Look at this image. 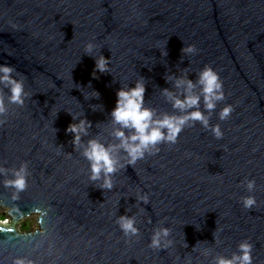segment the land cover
<instances>
[{
	"label": "water",
	"instance_id": "1",
	"mask_svg": "<svg viewBox=\"0 0 264 264\" xmlns=\"http://www.w3.org/2000/svg\"><path fill=\"white\" fill-rule=\"evenodd\" d=\"M89 42L111 72L93 75ZM192 44L197 52L183 54ZM4 63L23 75L28 96L0 114V165L27 163L28 174L23 191L0 175V207L14 218L0 222V264H209L204 249L230 256L245 239L253 264H264V0H0ZM205 65L223 81L225 99L210 118L223 137L196 122L175 144L121 168L113 189L90 181L66 132L77 122L69 112L92 122L90 136L112 142L109 114L122 85L143 77L146 104L171 112L160 91L172 87L165 75L187 71L195 80ZM227 104L234 110L220 120ZM138 191L148 204H136ZM248 195L251 210L241 203ZM27 215L36 227L19 232ZM119 215L135 216L138 237L124 236ZM159 226L170 229L167 249L148 246Z\"/></svg>",
	"mask_w": 264,
	"mask_h": 264
},
{
	"label": "clouds",
	"instance_id": "2",
	"mask_svg": "<svg viewBox=\"0 0 264 264\" xmlns=\"http://www.w3.org/2000/svg\"><path fill=\"white\" fill-rule=\"evenodd\" d=\"M100 49L98 54H94L96 45L91 42L85 45L84 53L95 60L94 76L96 71L111 72L110 59L101 54ZM181 51L189 56L195 54L197 48L192 44L184 46ZM9 55H11L10 52ZM162 55L167 53L164 51ZM164 79L172 85L171 88L160 90L165 101L171 105V112L158 113L156 109L146 104V83L143 77L135 80L134 86L122 85L116 91L115 106L109 114L111 127L108 130V136L112 138V142L98 138L99 134L90 136L92 122L84 115L76 116L69 112L72 120L77 122L70 123L66 132L73 134L72 144L88 162L89 180L98 188L113 189L112 177L121 168L135 165L146 155H155L162 144H175L186 126L199 122L205 129L210 128L217 139L223 137L219 125L210 126L211 114L215 111L217 104L225 99L223 81L210 65H205L197 72L195 80L189 78L187 71L180 75L166 74ZM92 93L94 95L90 97L99 98L97 91L93 90ZM27 96L23 75L12 65L0 64V114L8 111L9 104L22 107ZM92 109L97 110L95 107ZM233 110L232 105H225L218 114L219 119L226 120ZM83 137L88 139L85 141ZM27 174V163H21L18 168L13 169L0 165V175L10 176L4 181L5 185L12 186L18 191L24 190ZM244 187L247 192L252 193L256 188L255 180H247ZM135 197L136 204L150 202L147 192L138 191ZM241 203L244 208L251 210L256 205V199L253 195H248L241 199ZM6 213L8 222L13 221L14 218L7 209ZM9 215L12 216L11 219ZM116 223L129 241L140 235L134 215H119ZM169 237L170 229L167 226L156 227L153 229L148 246L152 249H167L173 243ZM214 241L219 242L215 236ZM252 248L253 245L245 239L237 245L236 251L230 256L213 255L212 249L209 248L204 249L201 255L205 258L211 256L209 264H253ZM13 264H31V262L17 257L13 260ZM189 264H191L190 261Z\"/></svg>",
	"mask_w": 264,
	"mask_h": 264
},
{
	"label": "rangeland",
	"instance_id": "3",
	"mask_svg": "<svg viewBox=\"0 0 264 264\" xmlns=\"http://www.w3.org/2000/svg\"><path fill=\"white\" fill-rule=\"evenodd\" d=\"M3 216V217H2ZM10 219V218H9ZM0 222L3 224H7L8 215L6 213V209H0ZM16 227L19 232L23 231H33L35 226V219L33 216L24 217L16 222Z\"/></svg>",
	"mask_w": 264,
	"mask_h": 264
},
{
	"label": "bare ground",
	"instance_id": "4",
	"mask_svg": "<svg viewBox=\"0 0 264 264\" xmlns=\"http://www.w3.org/2000/svg\"><path fill=\"white\" fill-rule=\"evenodd\" d=\"M0 209H5V208H3V207L1 206ZM27 216H28V215H27ZM27 216H23V217L19 218V220L22 219V218H24V217H27ZM9 218L11 219L12 216L9 215Z\"/></svg>",
	"mask_w": 264,
	"mask_h": 264
},
{
	"label": "trees",
	"instance_id": "5",
	"mask_svg": "<svg viewBox=\"0 0 264 264\" xmlns=\"http://www.w3.org/2000/svg\"><path fill=\"white\" fill-rule=\"evenodd\" d=\"M3 217V216H2Z\"/></svg>",
	"mask_w": 264,
	"mask_h": 264
}]
</instances>
